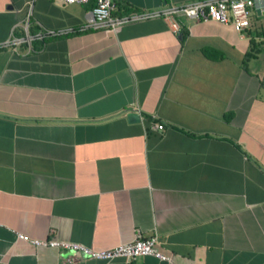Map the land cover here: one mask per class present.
Listing matches in <instances>:
<instances>
[{
    "label": "crops",
    "instance_id": "1",
    "mask_svg": "<svg viewBox=\"0 0 264 264\" xmlns=\"http://www.w3.org/2000/svg\"><path fill=\"white\" fill-rule=\"evenodd\" d=\"M31 1L0 0V264H264V7L238 31L113 0V30L82 28L94 0ZM18 232L170 260L69 262Z\"/></svg>",
    "mask_w": 264,
    "mask_h": 264
},
{
    "label": "built area",
    "instance_id": "2",
    "mask_svg": "<svg viewBox=\"0 0 264 264\" xmlns=\"http://www.w3.org/2000/svg\"><path fill=\"white\" fill-rule=\"evenodd\" d=\"M65 4H86L91 0H61ZM92 8V18L89 23H86L82 28L104 27L115 30L119 25L128 21L126 16H115L112 12L115 8L113 0H94ZM33 6V0L29 2V9ZM255 7V0H197L187 4L181 8H172L168 11L169 16L174 14H183L196 19L212 18L224 23L232 22L238 31H243L251 24L252 8ZM32 13L29 12V16ZM142 17V16H137ZM176 21V20H175ZM28 24V23H27ZM173 26L176 30L181 29V24L174 22ZM52 34H60L63 30H51ZM42 37L41 33L37 34ZM159 129L164 128V124H156ZM20 238L30 241L33 244L65 249L71 253L68 257L69 262H73L77 257L97 258L111 260L113 258L125 257L128 260L136 259L144 255H153L163 260H170V256L162 252L158 246L155 237L137 238L133 242L120 244L119 246L108 249H96L86 246L78 241L59 239V238H31L22 232H18Z\"/></svg>",
    "mask_w": 264,
    "mask_h": 264
},
{
    "label": "water",
    "instance_id": "3",
    "mask_svg": "<svg viewBox=\"0 0 264 264\" xmlns=\"http://www.w3.org/2000/svg\"><path fill=\"white\" fill-rule=\"evenodd\" d=\"M255 7L258 12L264 7V0H255ZM129 120L132 122L138 121L140 119V114L137 112H130L128 114Z\"/></svg>",
    "mask_w": 264,
    "mask_h": 264
},
{
    "label": "bare ground",
    "instance_id": "4",
    "mask_svg": "<svg viewBox=\"0 0 264 264\" xmlns=\"http://www.w3.org/2000/svg\"><path fill=\"white\" fill-rule=\"evenodd\" d=\"M82 5V4H81Z\"/></svg>",
    "mask_w": 264,
    "mask_h": 264
}]
</instances>
